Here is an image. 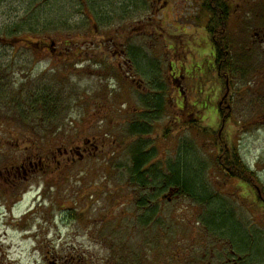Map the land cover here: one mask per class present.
Segmentation results:
<instances>
[{
  "label": "rangeland",
  "instance_id": "obj_1",
  "mask_svg": "<svg viewBox=\"0 0 264 264\" xmlns=\"http://www.w3.org/2000/svg\"><path fill=\"white\" fill-rule=\"evenodd\" d=\"M234 7L226 26L240 33L217 73L203 0H0V264H264V0ZM170 62L192 116L177 110ZM35 92L49 103L20 116ZM158 94L150 163L187 150L209 204L129 182V129ZM221 147L253 176H225Z\"/></svg>",
  "mask_w": 264,
  "mask_h": 264
},
{
  "label": "trees",
  "instance_id": "obj_2",
  "mask_svg": "<svg viewBox=\"0 0 264 264\" xmlns=\"http://www.w3.org/2000/svg\"><path fill=\"white\" fill-rule=\"evenodd\" d=\"M204 7L206 10L211 9L209 6L206 5H204ZM209 28L210 27L208 25V29ZM219 39V42L216 44L217 46L215 45V53L206 55L208 54L207 51H203L205 56L209 57V59L212 60L210 62H212L211 65L214 64L213 66H215L214 68L216 69V72H219V70H227L229 68L230 63L229 53L226 52L228 51L226 43L223 39ZM69 44L70 47L68 49L78 47L75 43L72 44L76 46H71V43ZM153 71L154 69H150V73ZM148 81L154 84L153 87L156 86L159 91H163L161 89L163 85H159L157 80L152 79ZM28 100L30 101V103H27L26 109L24 107L20 108L18 112L20 113V116H26V113L29 114L31 110H33V112L35 113H38V111L42 110L43 108L45 109V106L48 102L45 98V95H41V93L37 92L34 93L33 100ZM147 104H150L149 106L146 105L147 110L140 116V118H138L137 121L131 124L129 129L130 136L137 137V141H135V143H132L130 147V153L132 158L131 177L129 179L130 184L140 190V192H148V189L153 188V193L155 194V197L158 196L159 198H162V196H166L165 192H170V190H173L175 194L187 196L197 204L204 205L211 203V200L215 196L209 194V191L206 189V185L204 184L202 171H204L205 165L203 163H196L198 168L193 170L192 172L190 162L189 160H187V158H189L188 156H190L187 150H185V152L182 151L183 158H180V162L175 160L174 163H168V161L165 162V164L161 161L150 163V160L153 161V158H155L156 156V148L154 146H149V143H147V140H144L143 137L151 133L155 121L158 119V117L164 114V103L162 99V94H158ZM185 125L188 126V124H182L181 126L184 127ZM168 132H170V130L166 129L164 134L167 135ZM220 150L221 157L216 158V163L218 164V168L221 169L225 176L237 177V170L234 171L233 166H236L237 169L242 170L244 173L249 175V177L253 176V172L248 170L242 164L240 158L235 152L225 154L226 152L223 153L224 151L222 147ZM148 164H150V166ZM256 196H258L257 200H260L259 195L256 194ZM159 200L160 199H157L158 203ZM145 204L146 203L144 201H140L138 206L140 208H146ZM152 209V218L155 219L157 218L156 216H158L159 208L152 207ZM223 213L225 212L223 211ZM220 215L223 214H219V216ZM220 227L224 228L225 226L220 225L217 228ZM238 238L240 239V234L238 235ZM235 262H237L238 264L240 261L235 260ZM78 264L81 263L78 262Z\"/></svg>",
  "mask_w": 264,
  "mask_h": 264
},
{
  "label": "flooded vegetation",
  "instance_id": "obj_3",
  "mask_svg": "<svg viewBox=\"0 0 264 264\" xmlns=\"http://www.w3.org/2000/svg\"><path fill=\"white\" fill-rule=\"evenodd\" d=\"M244 1V0H242ZM245 5V3H243ZM203 5L209 6L211 9L206 10L208 11V17L205 21L203 31L206 32L208 36L211 37L212 39V53L216 52V44L219 42V38L221 39H227L229 37H232L235 34H239V31L236 30H230L227 28V23H229V20L231 18H235L233 12L235 11V0H203ZM241 4H239L238 9H236L237 12H241ZM209 25V29H208ZM225 41V40H224ZM226 43V42H225ZM216 45V46H215ZM38 46V45H37ZM39 47V46H38ZM116 50L120 51V54H124L123 50V45L120 44L118 47L116 46ZM228 53V51H226ZM129 62H125V65H129ZM214 65V64H213ZM183 69L178 72L175 71L172 67L169 68L168 75L166 77L167 83L170 84V87L173 88L174 93L179 97L180 103L178 104V110L180 111L181 114L186 115V116H192V113L186 112L187 108L189 107L188 105V100L187 97L185 96L183 92V88L179 83V80H181L184 76V71L182 73ZM218 73V72H217ZM226 96H222V98L218 101L217 107L215 108V111H211V113L215 112V115L221 119L222 125L224 123L225 117L228 116L231 112V104L227 103L225 101ZM229 101V100H227ZM226 103V105H225ZM226 107L229 108L227 111ZM225 108V111L224 109ZM192 110V109H191ZM215 116V117H216ZM88 146L83 147V152L80 153V151H75V154L83 155L89 152L90 150L88 149ZM73 154V153H72ZM73 157V156H72ZM232 177V176H231ZM229 177V178H231ZM233 178V177H232ZM238 180V178H237ZM241 180V179H240ZM239 181V180H238ZM240 182V181H239Z\"/></svg>",
  "mask_w": 264,
  "mask_h": 264
},
{
  "label": "water",
  "instance_id": "obj_4",
  "mask_svg": "<svg viewBox=\"0 0 264 264\" xmlns=\"http://www.w3.org/2000/svg\"><path fill=\"white\" fill-rule=\"evenodd\" d=\"M52 45H53V43H52Z\"/></svg>",
  "mask_w": 264,
  "mask_h": 264
}]
</instances>
